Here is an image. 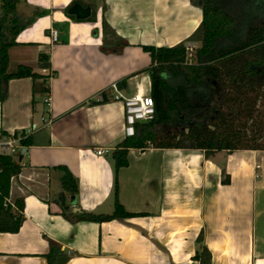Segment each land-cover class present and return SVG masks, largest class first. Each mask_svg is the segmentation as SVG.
Wrapping results in <instances>:
<instances>
[{
	"label": "crops",
	"instance_id": "1",
	"mask_svg": "<svg viewBox=\"0 0 264 264\" xmlns=\"http://www.w3.org/2000/svg\"><path fill=\"white\" fill-rule=\"evenodd\" d=\"M200 3L16 0L8 73L26 67L43 79L10 80L0 103V140L15 141L5 155L21 166L9 202H24L19 231L0 234V264H47L49 242L62 251L55 264H264V151L206 157L200 150L131 149L117 172V200L136 216L101 224L75 219L114 209L112 153L125 139L124 113L109 99V86L125 80L124 95L149 94L150 58L141 47L192 46ZM74 4L90 8V16L69 15ZM40 55L49 57V69L38 65ZM48 116L46 125L41 118ZM27 137L31 145L23 148ZM98 149L107 153L98 156ZM57 167L76 179L77 195L64 192ZM202 247L209 260H194Z\"/></svg>",
	"mask_w": 264,
	"mask_h": 264
},
{
	"label": "trees",
	"instance_id": "2",
	"mask_svg": "<svg viewBox=\"0 0 264 264\" xmlns=\"http://www.w3.org/2000/svg\"><path fill=\"white\" fill-rule=\"evenodd\" d=\"M202 20L189 42L200 47L188 53L185 44L174 47L142 46L150 58L146 69L154 119L135 125V135L125 138L112 153L114 162V209L111 214L81 212L77 221L105 223L136 216L117 200V172L127 166L128 151L186 149L203 151L206 157L216 152L264 151V0H200ZM0 103L7 96L12 79H43L30 68L19 67L8 73V50L15 45L14 13L16 0H0ZM11 28L6 32V25ZM103 31H110L103 23ZM10 35L9 37L7 35ZM124 46L117 40L116 46ZM38 65L49 69V57L40 55ZM122 82H125L123 80ZM118 83L120 88L121 83ZM35 90V88H34ZM42 94L48 91L43 85ZM5 137L4 133L0 138ZM27 148L31 138L20 140ZM61 185L64 192L78 194L76 179L64 167ZM21 166L11 156L0 154V234H15L24 221V202H9L11 179ZM224 183L227 180L223 181ZM200 239H198V243ZM62 256L60 246L49 242L43 257L55 264ZM209 253L205 247L196 253L201 260Z\"/></svg>",
	"mask_w": 264,
	"mask_h": 264
},
{
	"label": "built area",
	"instance_id": "3",
	"mask_svg": "<svg viewBox=\"0 0 264 264\" xmlns=\"http://www.w3.org/2000/svg\"><path fill=\"white\" fill-rule=\"evenodd\" d=\"M49 38L52 44L58 41V32L55 29H51L49 32ZM186 51L191 53L193 51L191 45H185ZM109 99L120 102L123 106L124 113V126L123 136L124 138L133 137L135 135V125L138 123H148L154 119V101L150 94H134L130 96L124 95L117 84H111L108 88ZM44 104L47 109V113L51 110V100L48 94L45 95ZM41 121L46 125L51 123V118H41ZM30 131L37 129L36 124H32ZM15 141L11 137L2 138L0 140V154L5 155L13 152ZM107 153V151L98 149L95 154L101 156Z\"/></svg>",
	"mask_w": 264,
	"mask_h": 264
},
{
	"label": "water",
	"instance_id": "4",
	"mask_svg": "<svg viewBox=\"0 0 264 264\" xmlns=\"http://www.w3.org/2000/svg\"><path fill=\"white\" fill-rule=\"evenodd\" d=\"M68 14L75 16V18L78 20H85L90 16V8H83L78 4H74L68 10Z\"/></svg>",
	"mask_w": 264,
	"mask_h": 264
},
{
	"label": "rangeland",
	"instance_id": "5",
	"mask_svg": "<svg viewBox=\"0 0 264 264\" xmlns=\"http://www.w3.org/2000/svg\"><path fill=\"white\" fill-rule=\"evenodd\" d=\"M0 15H1V13H0ZM6 27V32H8L9 30H10V28H11V25H6L5 26ZM196 40H197V38H195ZM195 40V41H196ZM198 47H200V43L198 42V41H196V42H194L193 44H192V49H193V51L191 52V54H193L194 53V50L195 49H197ZM223 156H225V154L223 155ZM258 172H260L259 170H258Z\"/></svg>",
	"mask_w": 264,
	"mask_h": 264
}]
</instances>
